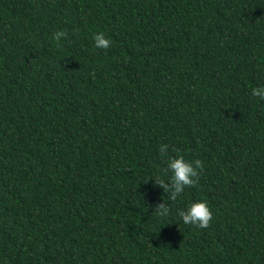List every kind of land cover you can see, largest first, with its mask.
<instances>
[{"label": "trees", "instance_id": "16d2710c", "mask_svg": "<svg viewBox=\"0 0 264 264\" xmlns=\"http://www.w3.org/2000/svg\"><path fill=\"white\" fill-rule=\"evenodd\" d=\"M261 84L264 0H0V264H264Z\"/></svg>", "mask_w": 264, "mask_h": 264}, {"label": "clouds", "instance_id": "9594fccd", "mask_svg": "<svg viewBox=\"0 0 264 264\" xmlns=\"http://www.w3.org/2000/svg\"><path fill=\"white\" fill-rule=\"evenodd\" d=\"M65 35L64 31H56L53 33L52 39L59 42ZM92 40L93 46L97 49H108L111 45V39L107 38L103 32L93 33ZM251 96L264 100V84L253 87ZM159 152L166 157V179L157 175L151 180L154 185L159 186L167 194L168 202L176 201L185 188L196 185L199 171L202 170L201 161L198 159L190 161L180 154L169 156L166 144L160 145ZM153 212L165 220L173 214L170 204L164 200L153 206ZM175 215L185 225L207 228L212 214L206 201L197 200L189 202L183 208L176 209Z\"/></svg>", "mask_w": 264, "mask_h": 264}]
</instances>
